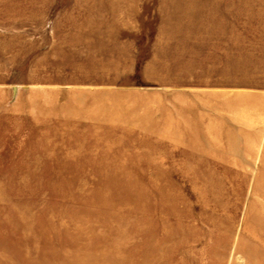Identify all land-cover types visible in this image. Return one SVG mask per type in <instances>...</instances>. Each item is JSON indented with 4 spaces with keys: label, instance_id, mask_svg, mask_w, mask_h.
I'll return each mask as SVG.
<instances>
[{
    "label": "rangeland",
    "instance_id": "rangeland-1",
    "mask_svg": "<svg viewBox=\"0 0 264 264\" xmlns=\"http://www.w3.org/2000/svg\"><path fill=\"white\" fill-rule=\"evenodd\" d=\"M0 264H264V0H0Z\"/></svg>",
    "mask_w": 264,
    "mask_h": 264
},
{
    "label": "bare ground",
    "instance_id": "bare-ground-1",
    "mask_svg": "<svg viewBox=\"0 0 264 264\" xmlns=\"http://www.w3.org/2000/svg\"><path fill=\"white\" fill-rule=\"evenodd\" d=\"M108 219V218H107Z\"/></svg>",
    "mask_w": 264,
    "mask_h": 264
}]
</instances>
